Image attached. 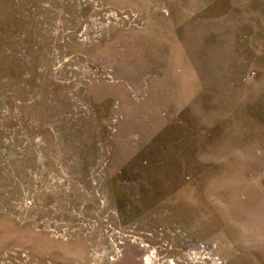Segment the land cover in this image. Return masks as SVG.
Instances as JSON below:
<instances>
[{
  "label": "rangeland",
  "instance_id": "374dc122",
  "mask_svg": "<svg viewBox=\"0 0 264 264\" xmlns=\"http://www.w3.org/2000/svg\"><path fill=\"white\" fill-rule=\"evenodd\" d=\"M0 264H264V0H0Z\"/></svg>",
  "mask_w": 264,
  "mask_h": 264
}]
</instances>
